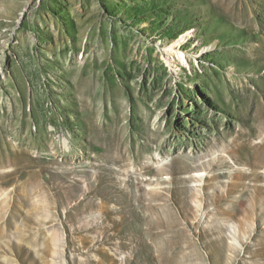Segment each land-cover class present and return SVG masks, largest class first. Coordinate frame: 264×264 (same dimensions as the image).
<instances>
[{
    "label": "rangeland",
    "instance_id": "374dc122",
    "mask_svg": "<svg viewBox=\"0 0 264 264\" xmlns=\"http://www.w3.org/2000/svg\"><path fill=\"white\" fill-rule=\"evenodd\" d=\"M0 264H264V0H0Z\"/></svg>",
    "mask_w": 264,
    "mask_h": 264
},
{
    "label": "bare ground",
    "instance_id": "6f19581e",
    "mask_svg": "<svg viewBox=\"0 0 264 264\" xmlns=\"http://www.w3.org/2000/svg\"><path fill=\"white\" fill-rule=\"evenodd\" d=\"M170 49H171V47H170ZM174 49V48H173ZM172 49V50H173ZM169 50V49H168ZM169 52H171V51H169ZM181 55V54H180ZM182 56V55H181ZM140 154H141V152L140 153H138L137 154V158L139 159V157H140ZM136 157V156H135ZM123 160H126V158L124 157L123 158ZM174 161V160H173ZM177 161V160H176ZM172 163V162H171ZM210 164L212 163V161H210L209 162ZM209 163H207V164H209ZM180 164H181V161H180ZM205 166L207 165V164H205V163H203ZM184 165V164H183ZM226 165V164H225ZM168 166V165H167ZM165 167V166H164ZM185 169L183 170V172L184 173H190L191 171H193L194 169H196V168H198V166H194V167H191V166H186V167H184ZM161 171V170H160ZM172 171H174V170H172ZM180 173H181V171H179ZM173 173V172H172ZM194 175L193 176H191V180L192 181H194L195 183H200L201 182V177H202V175L200 174V173H198V172H195V173H193ZM236 174V173H235ZM176 175V174H175ZM179 175V174H178ZM230 175H232V174H230ZM233 175H234V173H233ZM174 176V175H173ZM177 176V175H176ZM222 176V175H221ZM172 177V176H171ZM218 176H216V177H214V178H217ZM230 177V176H229ZM232 177V176H231ZM173 179H177L178 181H185V178L183 179V178H181V177H172ZM230 181H231V179H230ZM231 183V182H230ZM233 183V182H232ZM227 185V184H226ZM228 186H231V185H228ZM232 186H235V185H232ZM201 189V188H200ZM230 189V188H229ZM228 189V190H229ZM232 190H233V188H231ZM228 192H230V191H228ZM217 196H219V195H217ZM222 197V196H221Z\"/></svg>",
    "mask_w": 264,
    "mask_h": 264
}]
</instances>
